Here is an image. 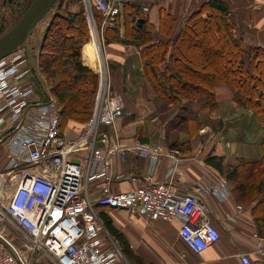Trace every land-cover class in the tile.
Segmentation results:
<instances>
[{"label":"built area","instance_id":"obj_1","mask_svg":"<svg viewBox=\"0 0 264 264\" xmlns=\"http://www.w3.org/2000/svg\"><path fill=\"white\" fill-rule=\"evenodd\" d=\"M126 1L82 0L93 27L94 6L105 27L116 22ZM99 55L92 112L73 137L61 128L57 98L38 91L27 46L21 44L0 59V264H132L109 231L101 207L179 221V236L194 252L221 236L210 197L229 196L227 179L199 181L181 191L186 160L179 150L164 142H124L118 123L130 111ZM129 153L144 159L139 172L115 168L116 160L126 161ZM166 158L169 165L159 179ZM120 182L133 185L116 189L113 185ZM7 222L22 235L21 245L14 242L16 235H7ZM257 238L258 264H264V240ZM240 257L243 264H254L248 253Z\"/></svg>","mask_w":264,"mask_h":264},{"label":"trees","instance_id":"obj_2","mask_svg":"<svg viewBox=\"0 0 264 264\" xmlns=\"http://www.w3.org/2000/svg\"><path fill=\"white\" fill-rule=\"evenodd\" d=\"M63 1L56 0L57 10L44 31L36 64L53 82L50 90L61 107V128L65 130L69 123L76 122L82 125L81 132L92 112L99 74L82 59L83 45L91 34L84 7L80 5L73 11L63 8ZM139 7L140 0L124 3V37L120 36L118 17L113 25L105 26L103 37L106 42L119 40L141 49L145 74L157 97L168 107L188 100V104H181L183 111L190 107V99L203 97L204 104L213 110L219 104L216 87L225 84L233 99L250 110L264 130V47L247 45L243 36L237 35L239 22L229 1L204 0L180 25L170 11L162 9L158 27L146 19L139 23L134 18L142 17ZM94 11L102 20L97 6ZM85 48H90L89 44ZM36 86L46 94L38 78ZM261 148V156L255 159L243 157L225 163L223 158L211 155L207 160L222 173L227 166L226 176L235 182L232 191L237 201L257 200L251 214L258 234L264 237V133ZM103 218L131 260L154 264L129 251L124 234L107 216Z\"/></svg>","mask_w":264,"mask_h":264},{"label":"crops","instance_id":"obj_3","mask_svg":"<svg viewBox=\"0 0 264 264\" xmlns=\"http://www.w3.org/2000/svg\"><path fill=\"white\" fill-rule=\"evenodd\" d=\"M203 1L140 0L139 9L141 8L142 17L149 23L156 25V27L159 26L162 9L170 11L176 17L178 25H180L183 18ZM227 1L230 2L231 10L234 12L238 22H240L239 26L243 28L241 35L248 44L264 47V0ZM144 6H148L147 11H143ZM136 17L139 18V16ZM118 19L120 36L124 37L125 14L123 9L121 14L118 15ZM177 29L178 27H176V31ZM86 44H89L90 48H85ZM170 51H172V48ZM102 53L110 73L112 87L126 98V108L130 111V114L125 115L118 123L122 140L126 143H131L135 139L150 143L164 142L165 146L179 150L184 160H186L183 164L185 175L178 183L180 185L178 186L179 190H191L199 181L212 183L218 177H221L220 171L207 160L211 155L223 158L224 162H235L243 157L246 159L257 158L252 156L253 152L258 154L256 147L258 138L254 141L255 145H252V141L255 139V134L252 131L255 117L250 110L244 109L233 99L232 92L227 85L222 84L216 87L219 102L216 109L212 110L205 105L203 97L190 99V107L186 109L187 116L190 119L188 134L184 139L172 140V138L166 136V128H164L162 121L158 120V117L162 115L161 112L150 104L155 99L154 97L157 96L146 77L141 49L134 43L111 40L109 42L105 41V48H102ZM99 54L100 51L98 50L95 35L90 42H86L83 45L82 59L86 65L97 72L101 59ZM32 55L34 56V54ZM37 57L35 56V64ZM37 70L38 80L43 85L44 91L51 92L38 66ZM128 101H133L134 104ZM183 101L188 102L186 99ZM135 102L137 103L135 104ZM176 106L180 110L181 104ZM226 108L227 113L220 114L221 109ZM216 112L222 116L219 119V123L222 125L217 132H220V136L221 133L224 137L227 136L229 143L218 141L212 128L209 127L208 123L213 122V117L218 118L216 117ZM240 112L243 113L236 115ZM141 113L146 114L140 115ZM147 114L155 118V120L148 119ZM203 116H209L210 121L204 123ZM136 121L140 122L137 128L134 124ZM81 128L82 125L80 123L72 122L65 127L64 131L68 136L73 137L80 133ZM201 129H204L205 135L201 134ZM203 131L202 133H204ZM238 132L245 136V141H238L241 137ZM196 134L199 137L200 135L204 136L205 139L202 141H198V139L193 142V137ZM183 135H186V133ZM262 136L259 139L260 156L262 154ZM188 138H191V140L188 141ZM232 139L237 141V146L230 149L233 144ZM143 165L144 159L134 153H129L128 159L124 162L120 160L115 162L117 170L128 172H139ZM168 165L169 161L166 158L160 166L159 179L165 177ZM139 183L138 181L135 184ZM132 185L131 182H120L115 183L113 186L116 189H126ZM210 201L214 208V221L220 228L221 236L215 243L201 252L189 250L181 240L179 236V221L166 222L160 219L143 218L124 208L110 209L101 207L99 212L107 216L111 223L124 234L129 251L141 259L151 261L154 264H243L240 255L244 252L251 256L254 264H258L259 256L256 254V241L258 239L257 236L261 235L258 234L254 219L251 217V208L249 206H241L231 190L226 198L222 199L213 195L210 197ZM112 235L123 246L119 239L114 234Z\"/></svg>","mask_w":264,"mask_h":264},{"label":"rangeland","instance_id":"obj_4","mask_svg":"<svg viewBox=\"0 0 264 264\" xmlns=\"http://www.w3.org/2000/svg\"><path fill=\"white\" fill-rule=\"evenodd\" d=\"M30 2H31V0H29V3ZM29 3H28V5H29ZM26 4H27V2H26ZM57 4L58 3L56 2L54 4V6L52 7V9L49 11V13L37 23V25L33 28L32 32L30 34V46H31L32 54H34V56H33L34 62H35V56H38V53L40 52V44H41V41H42L41 39L43 38L44 31H45L47 25L49 24L53 13L57 10ZM80 5H83V7H84L85 15H86V17L88 19V23H89V27H90V33L91 34H90V39L87 42H90V40L92 38H94V36L96 35L98 48H105V40H104V37H103V31H104L103 27L104 26L102 27V24H101L102 20L98 19V15L94 11V8H93V12L92 13H93L94 20H95V22L97 24L96 27H93V24H92V22L90 20L91 19V11L89 9H87V7L85 6L84 3L80 4L78 0H64L63 1V8H68V9H71L73 11L74 10H78ZM17 7L18 6L16 5V2H12V3L8 2L5 5V7H3V4L1 3V0H0V20L1 19L4 20V22H5V30H8L9 28H11V26L22 15L24 9L21 12L20 10H18ZM88 12H90V14ZM239 24H240V22L238 23V29L239 30L236 31L238 36L241 35V31L243 29L242 26H239ZM245 42H246L247 45H249L246 40H245ZM100 52H101V54L103 56L102 51H100ZM34 71H36V70H34ZM37 72H38V70L36 71V74H37ZM201 72L205 73L204 71H201ZM42 74H43L44 78L46 79L47 78L46 73H42ZM35 77L38 78V74L35 75ZM46 81H47L46 85L48 86V88L50 90V88L53 86L52 85L53 82L49 78H47ZM52 95H54V94L52 93ZM123 98H124L125 104H126L127 100H126V98L124 96H123ZM154 98L155 99H153V102H151L150 104L154 105L153 107L156 110L161 112L162 115L158 117V120L162 121V124H163L164 128H166V136H168L169 138H172V140H178V138L184 139L187 136V134H188V126L190 124V119H189V116H187V112L177 109V106H176V109H175V106L168 107L167 104L165 103V101L163 99L159 98V97H154ZM128 102L134 104L133 101H128ZM136 103L137 102H135V104ZM180 104H188V103L185 102V101H182V103H180ZM126 110H128V108H126ZM232 111H235V110H232ZM225 113H227V108L226 109H221L220 114H225ZM242 113L243 112H240V113H237L236 115H241ZM142 114H146V113H141L140 115H142ZM216 117H218V118L213 117V122H209L208 123L209 127L212 128V131L217 136L216 139H218V141H220V142L223 141V143H225V142L229 143V139L227 138V136L224 137V135H222V133H221V136H220V132H217L220 129V126L222 125V124L219 123V119H221L222 116H220L219 113L216 112ZM147 118L150 119V120L152 119V121H153V119L155 120V118H153L151 116H148V114H147ZM203 120H204V123H206L207 121H210V117L209 116H207V117L203 116ZM134 124H135V127L137 128L140 125V122L136 121ZM203 130L204 129H201L200 132H201L202 135H205V131H203ZM202 131L204 133H202ZM252 131L255 134V139L252 141V145H255L254 141L258 138V142H257V145H256L257 150H258V154H256V152L255 153L253 152V154L252 153L251 154H252V156L259 157L260 156L259 150L261 151L259 139L262 136V134L264 133V130L261 127L260 123L256 119L254 120ZM184 133H186V135L182 136V134H184ZM235 133H236V131H235ZM238 134L241 135L239 132H238ZM189 135L191 136L190 133H189ZM241 137H240V139L238 141L244 140L245 136L241 135ZM203 139H205L204 136L200 135V137H199L196 134L193 137V142L194 141L196 142L197 140L198 141H202ZM187 140L190 141L191 138H188ZM232 142H233V144H232V147L230 149H232V148L237 146V141L235 139H232ZM226 162H228V161H225V163ZM213 167H215V166H213ZM226 167L227 166H225V170L223 171V173L221 171H220V173H221V177L222 178L227 179L228 188L232 191V188L235 185V182L230 180V179H228V177L226 176V174H227V172H226L227 168ZM239 203L241 204V206H249L250 208H253L257 204V200L256 199L247 198V199H243V202H239ZM251 217H252V214H251ZM6 224H7V228H8V230L6 231L7 235L8 236L16 235V237L14 238V242L17 245H21L22 240H23L22 235H20V233H18L8 222ZM261 238L264 240V237H261ZM114 239L118 242V240L115 237H114ZM126 254L128 256L127 252H126ZM256 254H258L259 259H260V252H258L256 250ZM128 258H129V256H128ZM130 261L132 262V264H138V263L134 262L131 259H130ZM143 264H145V263H143Z\"/></svg>","mask_w":264,"mask_h":264},{"label":"water","instance_id":"obj_5","mask_svg":"<svg viewBox=\"0 0 264 264\" xmlns=\"http://www.w3.org/2000/svg\"><path fill=\"white\" fill-rule=\"evenodd\" d=\"M56 0H31L28 6L24 8L19 19L9 28L2 32L3 23L0 25V59L12 52L21 44H25L28 48L30 62L37 71V66L34 62L31 46L30 34L37 23L44 18L54 6ZM139 23L145 21V18H137ZM38 74V72H37Z\"/></svg>","mask_w":264,"mask_h":264},{"label":"flooded vegetation","instance_id":"obj_6","mask_svg":"<svg viewBox=\"0 0 264 264\" xmlns=\"http://www.w3.org/2000/svg\"><path fill=\"white\" fill-rule=\"evenodd\" d=\"M12 3V2H16V5L18 6L17 8H18V10H23L24 9V7H25V4H26V2H28V0H1V3L3 4V7H5V5L7 4V3ZM14 10V9H13ZM12 10V11H13ZM1 23H3V27H2V32L5 30V22H4V20H0V25H1Z\"/></svg>","mask_w":264,"mask_h":264}]
</instances>
